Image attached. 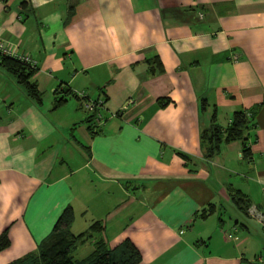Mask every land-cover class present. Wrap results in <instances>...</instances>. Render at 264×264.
Listing matches in <instances>:
<instances>
[{
  "label": "crops",
  "instance_id": "0c3cea01",
  "mask_svg": "<svg viewBox=\"0 0 264 264\" xmlns=\"http://www.w3.org/2000/svg\"><path fill=\"white\" fill-rule=\"evenodd\" d=\"M0 39L42 94L0 67V264L36 253L66 207L76 261L100 237L139 264L264 260L233 197L264 209V0H0ZM238 110L255 111L251 159L238 141L206 159L201 131Z\"/></svg>",
  "mask_w": 264,
  "mask_h": 264
},
{
  "label": "trees",
  "instance_id": "16d2710c",
  "mask_svg": "<svg viewBox=\"0 0 264 264\" xmlns=\"http://www.w3.org/2000/svg\"><path fill=\"white\" fill-rule=\"evenodd\" d=\"M0 67L15 76L30 99L37 104L42 102L41 92L38 90L37 85L31 81L36 66L0 56ZM69 92L68 89H65L62 93L68 96V94L70 95ZM74 95L77 97L76 94ZM65 102V96L59 97L55 100V107L58 108ZM206 107V100H202L201 110H205ZM256 126L255 111H250V113L245 110L235 111L226 127H221L217 123L216 115L213 113L208 127L200 133V146L204 150L205 158H213L223 145L238 141L242 143L243 158L251 159V150L247 142L251 138L252 132L256 130ZM253 141H255V136ZM233 197L237 199L238 205L246 213L248 203L244 202V197L240 195H233ZM73 221V210L71 207H66L58 218L52 233L39 245L38 251L19 258L10 264H139L141 262L139 250L129 240H125L115 248L109 249L101 237L95 242V249L88 257L81 261L74 260L71 252L86 234L77 236L71 234L70 227ZM88 231L89 234H99V223L91 225ZM9 246L8 229H5L0 233V252Z\"/></svg>",
  "mask_w": 264,
  "mask_h": 264
},
{
  "label": "built area",
  "instance_id": "2783aa9c",
  "mask_svg": "<svg viewBox=\"0 0 264 264\" xmlns=\"http://www.w3.org/2000/svg\"><path fill=\"white\" fill-rule=\"evenodd\" d=\"M0 56L16 59L30 66H35L34 61H32L28 56L18 51L17 45L8 43L2 39H0ZM93 106L94 104H87L86 108H92ZM95 119H96V123H99L101 120L100 116H97ZM246 216L264 228V209H261L254 204L248 205L246 209ZM257 261L260 264H264V260L261 257H259Z\"/></svg>",
  "mask_w": 264,
  "mask_h": 264
},
{
  "label": "rangeland",
  "instance_id": "374dc122",
  "mask_svg": "<svg viewBox=\"0 0 264 264\" xmlns=\"http://www.w3.org/2000/svg\"><path fill=\"white\" fill-rule=\"evenodd\" d=\"M78 254H79V252H78Z\"/></svg>",
  "mask_w": 264,
  "mask_h": 264
}]
</instances>
